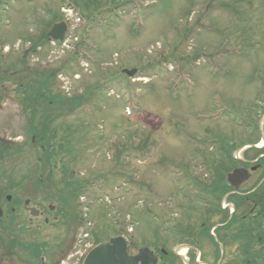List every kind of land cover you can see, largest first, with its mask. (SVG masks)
Masks as SVG:
<instances>
[{"label":"rangeland","instance_id":"1","mask_svg":"<svg viewBox=\"0 0 264 264\" xmlns=\"http://www.w3.org/2000/svg\"><path fill=\"white\" fill-rule=\"evenodd\" d=\"M64 1L79 7L89 30L83 41L80 31L75 52L46 37L54 22L75 24L68 8H61ZM66 35L73 41L77 34ZM133 68L134 78L121 73ZM34 78L49 80L44 96L57 106L76 94L72 111L61 108L65 114L51 124V141L67 143L68 134L75 149L67 154L58 146L55 163L63 161L64 169H55L53 180L65 173L86 182L79 199L71 197L75 212L85 198L87 222L100 221L94 234L112 235L117 228L133 253L143 243L160 246L162 228L169 251L179 240L171 225L182 219L183 207H201L194 203L203 196L195 182L209 180L208 157L220 160L221 143L230 144L223 152L239 160L252 154L245 148L236 154L250 135L263 145L264 115H257L264 110V0H0V141L24 143V114L31 117L34 110L26 106L22 114L19 104L36 87ZM128 100L138 108L130 115L124 113ZM40 112L46 113L35 115ZM39 156L38 148L27 146L25 154L3 159L0 192L13 176L21 178L24 197L47 194V204L65 195L52 179L50 195L27 190L40 174ZM229 161L224 158L223 165ZM73 190L66 185L69 198ZM223 205L230 207L228 200ZM190 218L196 229L200 218ZM83 234L71 223L47 224L42 241L52 244L63 235L72 243ZM212 248L205 239L202 255L209 257ZM235 250L228 247L229 254Z\"/></svg>","mask_w":264,"mask_h":264},{"label":"flooded vegetation","instance_id":"2","mask_svg":"<svg viewBox=\"0 0 264 264\" xmlns=\"http://www.w3.org/2000/svg\"><path fill=\"white\" fill-rule=\"evenodd\" d=\"M242 164L243 167L251 171V177L248 181L253 182V187L247 191L239 192L238 196L247 199L249 198L248 195L260 188L263 182L264 178L258 179V175L264 168V153L258 155L256 160L243 159ZM253 166H257V168L252 171ZM253 198L251 201L245 200L242 206L238 205L231 213L222 208V200L215 201L211 210L205 211V215L217 216V212H219L221 216H227L226 219L228 220L234 219L233 216L236 215L239 224L252 222L255 216L261 214V210L258 209L261 208L264 199V187ZM44 200V198H26L21 194L0 195V264H83V259L88 251L86 250L89 247L88 244L80 243L78 249L69 253L70 245L64 241L63 235L57 236V242L52 244L48 241H42L43 225L55 226L59 225V222L63 223L64 226L70 223L75 225L73 203L69 204L67 198H57L56 203H49L48 201L47 204ZM249 206H251L250 209ZM218 207L221 208L220 211L217 209ZM223 226L225 225L216 224V228ZM203 228L206 230L205 227ZM66 231L67 228H65V233ZM234 231L243 232L244 229L241 226H225L218 230L217 236L222 240V243L216 239V245H212L213 248L209 251V257L200 255V258L208 264H246L245 257L233 255V251L229 254L227 243ZM187 240L186 245L190 247L188 251L194 252V248H200L197 240L190 238ZM257 240L260 241L261 237H258ZM99 242H101V235L98 238H92L90 246ZM243 246L244 244L239 249L241 250ZM151 249L157 257L158 263L168 264V261L171 260V255L160 246H151ZM219 251L220 253L217 254ZM235 256L238 257L235 258ZM178 261L181 259L176 260L175 264ZM195 263V258L189 256L188 264Z\"/></svg>","mask_w":264,"mask_h":264},{"label":"water","instance_id":"3","mask_svg":"<svg viewBox=\"0 0 264 264\" xmlns=\"http://www.w3.org/2000/svg\"><path fill=\"white\" fill-rule=\"evenodd\" d=\"M66 26L64 23L54 24L49 32V36L53 40H63ZM124 72L132 76L136 70H124ZM248 178L247 171L243 169H236L231 174L227 175V181L238 188L239 184ZM110 243L103 242L91 249L86 257V263L88 264H155L156 258L153 257L152 253L148 248L144 247L139 250V255L135 257H128L126 253V244L121 238H112ZM101 252V257H100Z\"/></svg>","mask_w":264,"mask_h":264},{"label":"trees","instance_id":"4","mask_svg":"<svg viewBox=\"0 0 264 264\" xmlns=\"http://www.w3.org/2000/svg\"><path fill=\"white\" fill-rule=\"evenodd\" d=\"M31 83L38 84L39 86L37 88H34V89L31 87L26 92V97H27L26 99H28V98L29 99H32V98L34 99L35 97L38 99V97H40L41 99H44V101L47 104V105H45V104L44 105H41L40 103H35V104L34 103H31V106H30V108H32L34 110V112L32 113V115L35 116V117L39 116V114L38 115H35L37 111H43V110L46 109V111H45L46 113H41L40 112L41 114L39 116V119L37 120V124H34V123H30L29 124V128H28L29 134L30 133L31 134L34 133L37 136L38 132L40 134L41 132H45L46 131V129H44V128L42 130H39V125L42 122H44V121H51V118L53 117L51 113L52 112H55L56 110H59L60 111L61 108L62 107H65L66 105H69L70 106V101H69V99H67L63 103L60 102V104L55 108L54 103L51 102V101L48 102L47 99L44 96L46 94L43 91V88L45 87V80L39 81V79L36 78ZM74 99L76 100V98H74ZM42 108H44V109H42ZM56 112L58 113V111H56ZM31 121H34V119L33 118H30V122ZM48 140H50V139H48ZM0 153H8V154H10L11 153V147H8L6 145L1 144L0 145ZM51 159H52V154H50V155H48L46 157L43 155L42 159L40 160V161H43V162L45 161L44 163L46 165L50 166L49 167V172L47 171L49 173L48 176H47V178H50L51 177L50 176L51 175L50 171H52V168H51L52 167V164L50 165V163H51L50 160ZM65 183H67V182H65ZM66 185H69L71 187H74V190L72 191L71 196H70V198L71 197L74 198V192L76 191V183H74V184H66ZM77 187H78V185H77ZM61 188H63V187H61ZM64 194L65 195H63L62 198H69V196H68V194L66 192V186H64ZM235 221H237V220H234L233 222H235ZM242 226H245V225H242ZM245 227L248 230H246L244 232H240V233H234L235 234L234 236L239 237L241 239L240 241L242 243H244V246L246 248H243L242 249L243 250V253L244 254L245 253L249 254L248 253V249L251 247L252 243L254 242L253 232L254 231H262L263 229L260 226V224H258L257 222H251V223L248 224V226H245ZM256 257L257 258L264 259V251H260L259 253H257L256 254Z\"/></svg>","mask_w":264,"mask_h":264}]
</instances>
